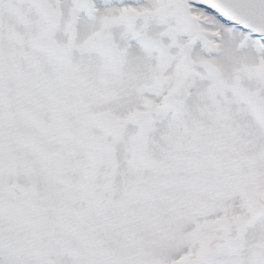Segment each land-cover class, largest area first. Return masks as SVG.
Listing matches in <instances>:
<instances>
[{
	"label": "snow or ice",
	"instance_id": "obj_1",
	"mask_svg": "<svg viewBox=\"0 0 264 264\" xmlns=\"http://www.w3.org/2000/svg\"><path fill=\"white\" fill-rule=\"evenodd\" d=\"M0 264H264V0H0Z\"/></svg>",
	"mask_w": 264,
	"mask_h": 264
}]
</instances>
